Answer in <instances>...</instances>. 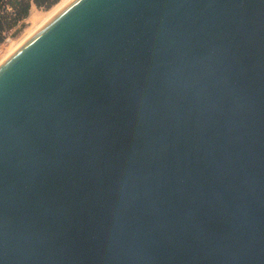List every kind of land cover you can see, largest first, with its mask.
Wrapping results in <instances>:
<instances>
[{"label": "water", "instance_id": "obj_1", "mask_svg": "<svg viewBox=\"0 0 264 264\" xmlns=\"http://www.w3.org/2000/svg\"><path fill=\"white\" fill-rule=\"evenodd\" d=\"M0 264H264V0H69L4 57Z\"/></svg>", "mask_w": 264, "mask_h": 264}, {"label": "trees", "instance_id": "obj_2", "mask_svg": "<svg viewBox=\"0 0 264 264\" xmlns=\"http://www.w3.org/2000/svg\"><path fill=\"white\" fill-rule=\"evenodd\" d=\"M59 0H0V42L26 19L33 5L49 9Z\"/></svg>", "mask_w": 264, "mask_h": 264}, {"label": "rangeland", "instance_id": "obj_3", "mask_svg": "<svg viewBox=\"0 0 264 264\" xmlns=\"http://www.w3.org/2000/svg\"><path fill=\"white\" fill-rule=\"evenodd\" d=\"M67 2L68 0H59L57 4L49 9L38 8L36 5H33L29 16L24 19L18 27L9 32L13 41L6 45L8 53H6L5 57L16 49L28 36L37 30L50 17H52L58 6L65 5Z\"/></svg>", "mask_w": 264, "mask_h": 264}, {"label": "built area", "instance_id": "obj_4", "mask_svg": "<svg viewBox=\"0 0 264 264\" xmlns=\"http://www.w3.org/2000/svg\"><path fill=\"white\" fill-rule=\"evenodd\" d=\"M11 41H13V38L11 34L7 33L5 39L2 42H0V61L4 58L6 53H8L6 50V45Z\"/></svg>", "mask_w": 264, "mask_h": 264}, {"label": "bare ground", "instance_id": "obj_5", "mask_svg": "<svg viewBox=\"0 0 264 264\" xmlns=\"http://www.w3.org/2000/svg\"><path fill=\"white\" fill-rule=\"evenodd\" d=\"M68 1H69V0H68ZM63 6H64V5H60V6H58V7L56 8L55 13L58 12ZM55 13H54V14H55ZM54 14H53V15H54ZM51 16H52V15H51ZM4 57H5V56H4Z\"/></svg>", "mask_w": 264, "mask_h": 264}]
</instances>
